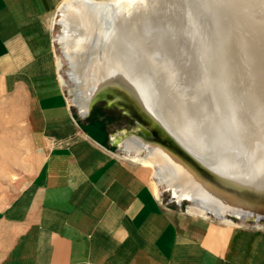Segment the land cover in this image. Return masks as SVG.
Returning <instances> with one entry per match:
<instances>
[{
	"label": "crops",
	"instance_id": "1",
	"mask_svg": "<svg viewBox=\"0 0 264 264\" xmlns=\"http://www.w3.org/2000/svg\"><path fill=\"white\" fill-rule=\"evenodd\" d=\"M67 1L0 0V144H18L0 145L18 160L0 169V264H264V230L165 203L107 124L85 117L97 104L71 100L76 113L55 34Z\"/></svg>",
	"mask_w": 264,
	"mask_h": 264
},
{
	"label": "bare ground",
	"instance_id": "2",
	"mask_svg": "<svg viewBox=\"0 0 264 264\" xmlns=\"http://www.w3.org/2000/svg\"><path fill=\"white\" fill-rule=\"evenodd\" d=\"M248 2L243 0L242 6L249 8ZM229 3L224 8L217 5L226 12ZM183 5L182 0H68L60 8L64 28L59 36L63 51L59 65L63 69L68 61L70 70L61 79L83 113L109 94L111 85L132 94L138 112L169 144L130 136L121 145L150 172L157 196L161 187H175L179 201H193L191 213H211L231 227L240 225L228 219L229 214L243 223L250 219L261 223L264 21H256V26L254 18L250 24L251 19H246L249 35L245 37L237 33L238 21L227 29L223 12L214 8L210 14L216 16L214 22L220 19L228 43L213 37L212 43H206L208 36L205 43H191L196 31L187 28L197 20Z\"/></svg>",
	"mask_w": 264,
	"mask_h": 264
},
{
	"label": "rangeland",
	"instance_id": "3",
	"mask_svg": "<svg viewBox=\"0 0 264 264\" xmlns=\"http://www.w3.org/2000/svg\"><path fill=\"white\" fill-rule=\"evenodd\" d=\"M99 1H104V0H99ZM106 1H110V0H106ZM183 1V7L185 6L186 7V9L193 15V18H196V20H197V22H198V25L196 24L197 22L195 21V25L194 24H191V25H189V27L187 28V30H188V32L191 30L192 32H193V34H194V31H196L195 32V34L196 35H194V37L196 38H194V37H192V39H189L190 41H191V43H205V42H203L204 40L203 39H205L207 36H208V38L207 39H205V40H207V42L206 43H212L213 41H215V40H218V43H225V40H226V42L228 43V40H227V38H226V36H225V39H223L224 38V30H222V33H221V31H220V28H219V20L220 19H217V21H215L214 22V20H216V16H214V15H211L210 13L212 12L211 10H214V8H216L215 10H217V9H222L223 10V8L224 7H226V5H228V3H229V1H231V2H233V3H235V5H233L231 2L229 3L230 5H232V6H235V7H232V6H227V9L225 8V10H227L226 12L225 11H222L223 12V15L225 16V18H226V20H225V18L224 19H222L223 21L225 20V25H226V27H227V29L228 28H230V26L232 25V21H235L236 20V22L238 21V23H236V29L238 30L237 31V33L238 34H241L242 36H245V37H248V35H249V33H248V28L247 27H245V25H246V19H248V18H254L253 20L255 21V23H256V21L257 22H263L264 20H261V18L264 16V10H263V12L261 11L262 9H264V0H252V1H249V0H246L248 3H247V5L249 6V8H250V6L251 5H253V7L251 6V8L250 9H252V10H250L247 6V8L245 7V1H244V4H243V6L247 9V11H248V9H249V11H250V13H249V11L247 12V11H245L246 9L242 6V3H243V0H239L240 2H238V0H224V2L222 1V0H220V2H219V0H211V2H210V0H205L206 1V4L204 3L205 1H203V0H199V1H201V2H199L198 0H182ZM194 1H197L196 2V4H194ZM203 1V2H202ZM222 1V2H221ZM225 1H227V2H225ZM240 3L239 5H237V3ZM215 2H216V4H215ZM250 2H252V3H250ZM203 3V7L201 6V4ZM217 3H218V5L220 6L221 4H223L222 6H223V8H221V7H219L218 5H217ZM224 3H226L225 5H224ZM255 3H256V5L257 6H255ZM197 4H199V5H197ZM211 5V6H210ZM215 5V7H213ZM195 6H196V8H195ZM201 7V8H199V7ZM216 6H218V7H216ZM240 8H239V7ZM242 6V7H241ZM254 6H255V8H256V10L254 9ZM208 7V8H207ZM229 7V8H228ZM238 7V8H237ZM200 9V11L202 10V8H203V10L201 11V13L199 12V9ZM206 8V9H205ZM211 8V9H210ZM213 8V9H212ZM242 8V9H241ZM229 9V10H228ZM240 10V12L242 13V11L244 10V12L242 13V14H240V12L238 11V10ZM197 12H196V11ZM207 10L209 11V12H207ZM233 10L235 11V12H233ZM254 10V11H253ZM205 11V12H204ZM220 11V12H221ZM256 11V12H255ZM195 12H196V16L198 15V14H200V15H198V17H196L194 14H195ZM204 12V13H203ZM225 12V13H224ZM230 12V13H229ZM232 12V13H231ZM246 12V13H245ZM253 12H255V13H253ZM198 13V14H197ZM239 13V14H238ZM245 13V14H244ZM249 15H248V14ZM205 14V15H204ZM213 14V13H212ZM228 14H230L229 16H228ZM233 14H234V16H233ZM247 14V15H246ZM250 14H252V15H250ZM255 14V15H254ZM210 15H211V17H210ZM237 15V16H236ZM242 15V16H241ZM256 15H259V16H261L262 15V17L261 18H258V17H255ZM204 18H203V17ZM228 16V17H227ZM200 17V18H199ZM215 17V18H214ZM243 17H245V19H243ZM247 17V18H246ZM62 18V13L61 12H58L57 13V17H56V19H55V34H56V41H57V43H56V45H57V50H58V57H59V59H60V61H62V59H63V51H62V47H61V45H60V43L58 42V36L59 35H61V33H62V30H63V28L61 27V25H59L58 24V21L60 20ZM197 18H199V20L201 19V22L200 21H198V19ZM214 18V19H213ZM230 20H229V19ZM264 18V17H263ZM204 19V20H203ZM210 19V21H211V19H213V21H211V23H210V21L208 22L207 20H209ZM232 19V20H231ZM195 20V19H194ZM228 20V21H227ZM252 19L251 20H247V23H249L250 24V22L249 21H253ZM204 21H205V23H204ZM207 21V22H206ZM228 22V23H227ZM239 22H240V24H239ZM192 23V22H191ZM209 23H210V25H211V27H210V25H209ZM214 25H213V24ZM253 23V22H252ZM251 23V27L254 25L255 26V24L253 23L252 24ZM201 24H204L203 26H201ZM222 24V23H221ZM194 25V26H193ZM200 25V27H198ZM237 25H238V27H237ZM196 26V27H195ZM207 26V29H205V27ZM244 26V27H243ZM256 26H257V23H256ZM191 27V28H190ZM193 27V28H192ZM195 27V28H194ZM215 27V28H214ZM220 27H221V25H220ZM231 27H233V25L231 26ZM240 27V28H239ZM204 29L205 30V33L203 34V32H204V30L203 31H201V29ZM209 28H211V29H209ZM222 28V27H221ZM243 28V29H242ZM245 28V29H244ZM197 29V30H196ZM215 31H213V30ZM216 29V30H215ZM239 29H240V31H239ZM200 30V31H199ZM212 30V31H211ZM218 30H219V32L220 33H217L218 32ZM242 30V31H241ZM198 31V32H197ZM207 32V33H206ZM246 32V33H245ZM147 33V35H149V36H154L155 35V33H153L152 31H147L146 32ZM210 33V35L213 33V35H207V34H209ZM218 34V35H217ZM203 35V37H201ZM205 35V36H204ZM216 35V36H215ZM210 36V37H209ZM215 36V37H214ZM218 36V37H217ZM213 37V38H212ZM220 37V38H219ZM209 38H212V40L213 41H211V39H209ZM215 38V39H214ZM217 38V39H216ZM197 39H198V41H197ZM219 39H221V40H219ZM223 39V40H222ZM189 40H186L185 42H187V41H189ZM189 41V42H190ZM189 42H187V43H189ZM153 43H159L158 41H153ZM215 43H217V42H215ZM65 63V65H63V69H61V75H63L64 77H66V74H65V72L66 71H68V70H70V64H69V62L68 61H65L64 62ZM172 66H174V64L172 65ZM71 85H73L72 83H71ZM111 87V89H110V92H109V94H107L105 97H103L101 100H98V101H96L95 103L97 104L94 108H93V110H92V113H90V115L89 116H85V117H88L89 119H101L103 122H105L106 124H107V126L109 127V130H110V132H111V134H112V137L116 140V142H117V144H118V148H119V150H120V152H121V154H122V156L124 157V158H126V159H129L130 161H132V157L130 156V155H128L126 152H122L121 151V145H122V141H123V139H125V137H130V136H139V137H141V138H143V139H145L146 141L147 140H152V141H154L153 139L154 138H156V139H159V140H162L163 142H161V143H163V145H165V146H169V144L168 143H166V139L163 137V138H161V133L159 132H157V131H154L155 130V127H153L152 126V124L151 123H149V121H147L139 112H138V110H137V108H136V102L134 101V99H133V96H132V94H130L126 89H124L123 87H121V86H119V85H111L110 86ZM66 95H67V97L69 98V100H70V102H71V100H72V96H71V94H70V91H69V87L67 86L66 87ZM72 103V102H71ZM93 104V103H92ZM72 105H73V107H74V109H75V111H76V113L78 114H81L82 115V113H81V111L72 103ZM109 106H113V107H109ZM83 116V115H82ZM139 117L140 119H142V122L143 123H140L137 119H136V117ZM142 125V126H141ZM151 129H149V128H147V126ZM6 129H8L9 130V128H6ZM2 128L0 127V134L2 133ZM152 131H154V132H152ZM154 133V134H153ZM1 138V137H0ZM1 145V147H2V149L4 148V149H6L7 150V152H12V151H16L17 150V147L16 146H18V144L16 143H7L6 144V146L4 147V145L2 146V144H0ZM17 163H18V160H15V159H10V160H5V159H2L1 157H0V169H2V168H7V169H10V168H14V167H16L17 166ZM0 171H2V170H0ZM8 171V170H7ZM14 178V176H12V179ZM8 177H2V175H0V202L3 200V198H4V196H7L8 195V191H7V184L9 183L8 181ZM12 182V181H11ZM156 181L153 179V181H152V185H153V190H154V192H155V183ZM160 192H161V195H160V198L165 202V203H167V204H169V205H171V206H175V207H177V208H180V209H183V210H191V208H193V206H194V203H193V201H191V199H189V198H185V199H183L182 201H179L178 199H177V190L175 189V187H170V188H167L166 186H164V187H161L160 188ZM201 215V214H200ZM202 215H204V216H209L210 218H212V219H214V220H221V219H219V218H217V217H215V216H213L211 213H208V214H202ZM227 218L228 219H230V220H232V221H234L236 224H238V225H240V226H243V227H247V228H249V229H256V230H264V222H261V223H257L256 222V220H254V219H250V220H248L247 222H242L241 221V219H238V218H236V217H234V216H232V215H227ZM222 222H223V220H221ZM259 225L261 226V227H259Z\"/></svg>",
	"mask_w": 264,
	"mask_h": 264
},
{
	"label": "flooded vegetation",
	"instance_id": "4",
	"mask_svg": "<svg viewBox=\"0 0 264 264\" xmlns=\"http://www.w3.org/2000/svg\"><path fill=\"white\" fill-rule=\"evenodd\" d=\"M142 126V125H141ZM147 128H149L148 126H147ZM150 129V128H149ZM151 130V129H150ZM154 131H157L156 129L154 130ZM154 131H152V132H154ZM158 132V131H157ZM159 133V132H158ZM154 134V133H153ZM161 138H163V136L161 135ZM154 141H159V142H163L162 140H159V139H156V138H154L153 139Z\"/></svg>",
	"mask_w": 264,
	"mask_h": 264
},
{
	"label": "water",
	"instance_id": "5",
	"mask_svg": "<svg viewBox=\"0 0 264 264\" xmlns=\"http://www.w3.org/2000/svg\"><path fill=\"white\" fill-rule=\"evenodd\" d=\"M232 216L236 217L235 215H232ZM236 218H238V217H236ZM238 219H240V218H238ZM256 222H257V221H256ZM261 222H264V218L261 220Z\"/></svg>",
	"mask_w": 264,
	"mask_h": 264
}]
</instances>
